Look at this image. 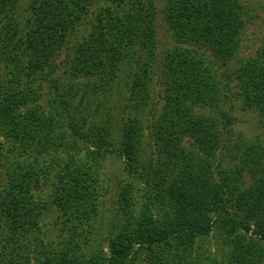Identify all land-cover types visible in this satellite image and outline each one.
Segmentation results:
<instances>
[{
  "label": "trees",
  "instance_id": "obj_1",
  "mask_svg": "<svg viewBox=\"0 0 264 264\" xmlns=\"http://www.w3.org/2000/svg\"><path fill=\"white\" fill-rule=\"evenodd\" d=\"M252 10L0 0V264H218L200 253L213 231L221 264H264V141L231 126L239 100L264 129V39L240 52ZM155 70L163 103L145 128Z\"/></svg>",
  "mask_w": 264,
  "mask_h": 264
},
{
  "label": "rangeland",
  "instance_id": "obj_2",
  "mask_svg": "<svg viewBox=\"0 0 264 264\" xmlns=\"http://www.w3.org/2000/svg\"><path fill=\"white\" fill-rule=\"evenodd\" d=\"M243 2H247L252 7V18L250 21H248L245 31L242 35V43H241V56L247 57L248 55H253L254 51H256L260 47V43L262 39H264V0H242ZM250 11V7H249ZM251 17V16H250ZM157 28H158V37H157V53L158 58L161 59V50H164L167 47H170L172 44V37L171 34L168 33L165 30L164 22L161 21L159 18L157 19ZM63 55L60 56L59 59H62ZM232 68V67H231ZM225 68L221 67L219 69V74L224 70ZM157 70V69H156ZM155 70V71H156ZM158 74V71H156ZM155 76V80L152 82L151 86V93L149 97V104L147 108L141 113L142 116V124L147 127V122L150 123V114L153 115V117L156 115V111H152V107H156L157 109L160 108V106L163 103V100L161 96L163 95V85H161V80L159 79L161 74H158ZM123 93V92H122ZM96 101L101 103L103 100V95L100 94V92H96ZM123 96L126 95L123 93ZM117 97L112 100H116ZM124 102V101H123ZM232 104L234 106V112L232 113L234 116V119L236 122L231 125L232 130L234 132L233 139H236L238 135H241L247 139H253L255 137H259L261 140L264 141V129L261 127L258 121V115L256 111L252 109H244L242 107L241 101L232 100ZM158 111V110H157ZM135 113V111H134ZM149 119V120H148ZM148 120V121H147ZM144 141H147V137H144ZM149 148L147 147L144 149L145 154H149ZM119 164V163H118ZM226 165V164H225ZM224 165V166H225ZM229 165H232V162L229 161ZM122 167L120 166L119 169ZM112 176L115 175V170L111 169ZM104 209V208H103ZM58 214L50 213L46 214L44 221L48 223V226H44V228L47 230L46 234L48 237H55L56 231L50 226L53 225V221L56 219ZM112 215V214H111ZM116 217L110 216L108 213L104 212L102 215V219L100 222H102V228H105L106 225L112 221L115 220ZM48 228H50L48 230ZM104 247V243H102L99 247ZM227 250V247L225 246L222 236L220 235L219 231H213L207 238H204L202 240L200 253L203 256L205 255H211L214 258L218 259V264H221V260L223 258V255L225 251Z\"/></svg>",
  "mask_w": 264,
  "mask_h": 264
}]
</instances>
